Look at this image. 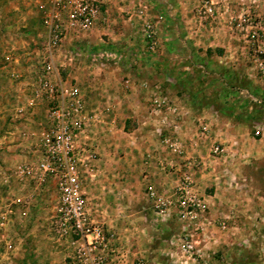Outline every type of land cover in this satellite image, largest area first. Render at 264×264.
Returning a JSON list of instances; mask_svg holds the SVG:
<instances>
[{
    "label": "rangeland",
    "instance_id": "rangeland-1",
    "mask_svg": "<svg viewBox=\"0 0 264 264\" xmlns=\"http://www.w3.org/2000/svg\"><path fill=\"white\" fill-rule=\"evenodd\" d=\"M212 1L217 17L211 21L199 16L200 0H109L106 12H102L95 27L81 37L65 40L61 57L55 61L61 78L73 82L83 92L78 73L83 67L91 66L89 61L93 55L99 57L98 60L107 59L109 62L126 58L130 67L115 71L117 65L111 62L109 68L99 67L102 68L100 72L103 69L122 75L125 72L127 76L120 77L121 86L125 80L129 81L128 87L134 81L136 86L141 85L139 90L150 92L147 107L152 118L157 119L153 130L160 145L175 157L171 159L172 163L163 161L162 165L167 173L168 167L176 173L172 193L159 191L153 184L145 190L153 215L147 221L151 231L141 236L139 230L130 238L112 234L117 246L125 253V264H264V79L250 76L253 65L248 61L255 49L248 43L252 32L256 31L260 36L264 33V0ZM28 3L27 0H0V57L9 53H26L30 61L24 67L31 64L34 85L47 29L39 3L38 7L35 3L28 7ZM16 12H20L19 16H15ZM28 12L32 13L31 16ZM29 17L32 22L25 19ZM249 18L263 30L251 28ZM145 21L155 26V51L150 50L144 38ZM261 39L264 41V36ZM141 56L147 62L145 67L154 68L158 63L155 67L160 74L158 79L141 82L137 77H128L130 70L141 71ZM204 71L208 74L204 75ZM207 82L213 87H210L214 93L210 98L215 99L219 106L229 109L240 107L242 111L238 117L243 114L254 118L244 126L243 139H262L261 142L250 146L243 141L240 146V137L231 147L217 141L212 144L208 157L188 155L187 146L178 135L183 119L178 102L189 98L195 100L196 95L186 91H192V87L201 89ZM183 88L186 91L175 96V90L180 92ZM206 96L209 98L211 95ZM158 98L167 103L160 111L153 105ZM111 101H117V98ZM103 113L110 116L112 112ZM87 116L91 132L86 137H89L96 135L97 130L92 115ZM96 119L98 121L99 118ZM203 125H208L206 134H202ZM209 125L206 121L199 127L201 137L210 134ZM6 128H0V132L4 134V130H8ZM137 128L135 120L126 132L131 130L130 133H134ZM258 129L263 133L259 138L254 135ZM41 130L33 132L34 138ZM166 136L176 141V148L161 143ZM87 145L88 148L92 146ZM216 145L225 150L224 156H213L212 149ZM147 159L149 162L154 157L150 154ZM29 161L18 160L17 164ZM0 163L4 168H11L10 171L5 169L10 175L18 166L12 167L2 159ZM186 176H190L192 181L190 195L206 208L204 213H198V217L182 220L179 218L181 194L178 189ZM5 179L7 176H0V196L10 204L12 193H17V190L9 187L14 182L9 184ZM223 184L228 191L220 198ZM150 188L157 192L158 197L172 200L171 210L166 212L159 208V203L150 197ZM21 189L27 191V186ZM47 194L46 202L34 201L35 205L24 223L16 222V216L7 217L9 212L0 202V264H74L69 257L67 243L59 241L53 230L57 203L54 185ZM123 196L120 194L119 198ZM139 198L141 202V193ZM131 227L137 226L132 224Z\"/></svg>",
    "mask_w": 264,
    "mask_h": 264
},
{
    "label": "crops",
    "instance_id": "crops-1",
    "mask_svg": "<svg viewBox=\"0 0 264 264\" xmlns=\"http://www.w3.org/2000/svg\"><path fill=\"white\" fill-rule=\"evenodd\" d=\"M27 1H29L28 7L32 3L38 7L37 3H39L41 8L49 2H45L46 0ZM18 8L20 11L17 5ZM28 13L31 16L32 13ZM19 14L20 12H16L15 16ZM25 19L32 22L30 17ZM209 47L212 45L210 44ZM98 58L93 55L89 61L91 66H85L81 69L82 72H77L78 76L80 75L78 79L82 86L87 114L92 115V121L95 122V130H97L96 135H91L90 138L82 137L79 140L82 145L88 143L92 145L98 158L91 162V170H84L89 212L109 235L117 234L123 238H130L141 230V236H145L151 231L147 221L153 216L145 190L149 184H153L159 191L172 193L176 184V173L166 167L167 173L162 165L163 161L167 164L172 163L170 161L175 157L160 145L153 130L157 119L152 118L147 107V95L150 92L139 90L141 85L136 86L134 81L133 83L131 81L130 87L127 86L129 82L127 80L121 86L120 77H126L127 73L124 72L122 75L121 73L116 74L115 71L130 67L127 65V59L121 57V60L109 62L107 59L103 61ZM29 61L26 53L14 55L9 53L0 57V128L7 127L8 129L4 130V134L0 132V159L10 166L13 165L12 167L16 166L18 160L28 161L38 158L36 138L33 132L41 130L47 123V103L44 100H37L34 107L32 102L31 64L29 67H24ZM111 62L117 65L115 71L107 72L103 69V72H100L102 68L99 67L109 68L112 65ZM145 63L147 62L141 56V71L130 70L128 77H137L136 79L141 82L158 79L160 74L157 71L158 68H155L158 63L154 64V68L153 66L145 67ZM86 70L88 72H84ZM206 73V71L203 72L204 75ZM209 85L210 82H207L205 86H201V89L192 87V91H186V88L180 92L175 90V96L182 95L186 91L187 94L192 92L197 98L178 102L183 114L178 135L187 146L188 155L208 157L212 144L217 141L230 144L231 147L232 143L240 137L242 138V141L239 140L238 145L240 146L243 141L250 143V146L254 145V142L256 144L261 142L262 139H243L244 126L254 118L243 114L238 117L239 112L242 111L240 107L235 106L229 109L223 108L222 105L219 106L215 99L210 98L214 93L210 90L213 87ZM206 95L211 96L208 98ZM115 98L117 101H111ZM109 110L112 112L110 116L103 113ZM135 120L137 130L134 133H130L131 130L129 133L126 132L128 126ZM206 121L210 124V134L201 137L198 130ZM150 154L154 159L146 162ZM5 169L10 171L11 168H4L0 163V176L2 178L7 176L5 180L9 184L14 182L9 187L12 186L17 193H12L13 198H10V204L3 199V196H0L1 205L5 204L9 212L6 213L7 217L15 218L16 216V222L24 223L29 218L32 206L35 205L34 201L46 202L48 190H52L53 185L56 189V184L53 180H49L43 186H37L30 180H20L15 173L16 168L12 175ZM26 186L27 191H23L21 188H26ZM220 189H222L221 198L228 189L225 184ZM20 190L22 192H19ZM140 193L141 202L139 201ZM120 194L124 196L119 198ZM132 224L137 227L132 228ZM109 257L111 264H125L114 254Z\"/></svg>",
    "mask_w": 264,
    "mask_h": 264
},
{
    "label": "built area",
    "instance_id": "built-area-1",
    "mask_svg": "<svg viewBox=\"0 0 264 264\" xmlns=\"http://www.w3.org/2000/svg\"><path fill=\"white\" fill-rule=\"evenodd\" d=\"M109 0H49L42 6L43 23L47 29V40L40 54V70L33 85V103L44 100L47 103L48 115L46 126L36 138L38 158L16 167L15 173L20 180H30L37 186H43L53 180L57 189V203L53 230L59 241L67 243L69 257L74 264H111L109 256L114 254L121 262L126 261L123 250L117 246L112 235L95 221L88 208L85 169H92L97 153L93 146L79 143L80 138L88 136L89 119L81 89L68 80L64 81L55 61L61 57V47L69 37H81L92 30L99 21ZM199 16L204 20H214L217 10L212 0H200ZM251 28L263 30L259 24L248 19ZM144 38L150 50L155 51V26L145 21ZM264 36V33H263ZM258 32H252L248 43L255 47L248 61L252 63L250 76L264 79V41ZM257 46H256V45ZM167 103L158 98L153 104L156 110H162ZM165 121V120H164ZM208 133V125L202 126V134ZM255 137L263 135L256 130ZM90 138V137H86ZM161 143L176 148L177 143L166 136ZM225 150L213 146L214 157H222ZM191 177L186 176L182 186L179 205V218L194 219L198 213H204L194 196L190 195ZM150 197L159 203V208L169 211L172 200L158 197L157 192L150 188ZM203 216V215H202ZM6 220V217H3ZM191 248V246H188ZM12 248V246H10ZM137 264H143L139 262Z\"/></svg>",
    "mask_w": 264,
    "mask_h": 264
}]
</instances>
